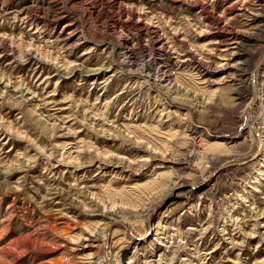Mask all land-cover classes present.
<instances>
[{
    "label": "rangeland",
    "instance_id": "374dc122",
    "mask_svg": "<svg viewBox=\"0 0 264 264\" xmlns=\"http://www.w3.org/2000/svg\"><path fill=\"white\" fill-rule=\"evenodd\" d=\"M118 2L0 0V264H264V0ZM113 26L182 92L121 70ZM230 37L241 68L189 61Z\"/></svg>",
    "mask_w": 264,
    "mask_h": 264
},
{
    "label": "bare ground",
    "instance_id": "6f19581e",
    "mask_svg": "<svg viewBox=\"0 0 264 264\" xmlns=\"http://www.w3.org/2000/svg\"><path fill=\"white\" fill-rule=\"evenodd\" d=\"M249 1L250 0H244V2H240V7L243 8L244 6H246L248 4L247 2H249ZM114 2L117 3L118 0H114ZM118 4H120V3L118 2ZM124 12H125V15L128 19L126 24H125L127 27H133V28L135 27V29L139 30L141 32V36L145 40V42L150 43V44L152 43L154 49L157 52L163 53V54L169 52L168 49H170V47H169V43L167 42V40H165L162 36L156 35L157 33L153 30L154 28L150 24L144 22V19L142 18L141 14L134 12L133 10H129V9L124 10ZM131 25H133V26H131ZM225 27L226 26H224L223 28L225 29ZM130 30L131 29H129L127 32H129ZM111 31L113 34L116 35V38L119 41V44L121 46H124L123 48L125 51L122 55L123 58L118 63L119 67H121V70H123V71L126 70V72L128 74H130L131 76H134L137 79H143L144 83H148L151 86V88H154L155 90H157L161 94H163V92L167 93V94H175V93L179 94L182 92V89L176 85L177 83H176L174 74H172L170 71H168L165 67H163V66L161 67L158 65V67L157 66H156V68L153 67L154 68L153 69L151 65H149V66L147 65V66H143V67L139 68V65L137 64L136 59L133 56V49L130 46L131 45L130 42L132 40H131L129 34L123 33L120 30V28L117 26H113ZM209 33H211V32H209ZM70 38L73 39V41H75V42H79V44H80V39H78L76 37V34L74 32H72ZM241 48H242L241 42L239 40H237L236 38L230 37L226 41H223L221 43H217V51H216L217 53L215 56H212L213 57L212 59L215 58V60L212 63H211V59L197 58V57L193 58L191 53H189L191 55V58L189 59V61H192L195 64L196 68H200L201 70H206L208 67L213 66V65H215V69H217L218 71L226 70V69L232 70L236 67L238 68L239 67L238 63L239 62L241 63V61H239V62L237 61L238 63L235 62L237 56L239 54H241V53H239V52H241L240 51ZM88 54H89V52L85 53L84 55H88ZM157 55H158V53H157ZM110 68L111 67L100 68L97 70L89 71V73H90L89 76H100L101 74H104L105 72H109ZM239 68H241V67H239ZM60 71L64 72V75H66V76H71L77 72L82 71V69H81L80 65L73 64L69 67H66V69H63V67H61ZM202 84H204V83H202ZM183 94L188 95V96L190 95L189 92H186V91ZM193 98H194V96H193ZM263 142H264V139H263ZM111 220L114 221L113 217H111ZM115 222H116V220H115ZM120 222H122V221H120ZM85 242H86V244H85L86 248L93 247L94 242H96L95 236L93 234H91L89 238H85Z\"/></svg>",
    "mask_w": 264,
    "mask_h": 264
}]
</instances>
